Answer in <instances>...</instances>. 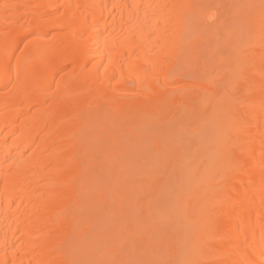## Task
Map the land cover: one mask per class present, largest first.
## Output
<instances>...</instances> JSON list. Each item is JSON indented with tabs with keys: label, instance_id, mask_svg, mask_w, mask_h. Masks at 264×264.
I'll list each match as a JSON object with an SVG mask.
<instances>
[{
	"label": "bare ground",
	"instance_id": "6f19581e",
	"mask_svg": "<svg viewBox=\"0 0 264 264\" xmlns=\"http://www.w3.org/2000/svg\"><path fill=\"white\" fill-rule=\"evenodd\" d=\"M107 261L264 264V0H0V264Z\"/></svg>",
	"mask_w": 264,
	"mask_h": 264
},
{
	"label": "rangeland",
	"instance_id": "374dc122",
	"mask_svg": "<svg viewBox=\"0 0 264 264\" xmlns=\"http://www.w3.org/2000/svg\"><path fill=\"white\" fill-rule=\"evenodd\" d=\"M130 137V136H129ZM107 194H109V193H107ZM109 196L107 195V198H108ZM96 215H98L97 213H96ZM100 216V215H99ZM98 218V217H97ZM97 218H96V216H94V221H95V219L97 220ZM99 218H101V217H99ZM99 218H98V220H99ZM101 220V219H100ZM99 220V222H97L96 221V223H94V226H97L98 225V223H100L101 221ZM100 226V225H99ZM98 227V226H97ZM96 227V228H97ZM88 255H86V259H88V257H87ZM93 261V260H92ZM91 261V259L89 258V261L88 262H92ZM108 262V261H107ZM110 262H108V263H104V264H109Z\"/></svg>",
	"mask_w": 264,
	"mask_h": 264
}]
</instances>
